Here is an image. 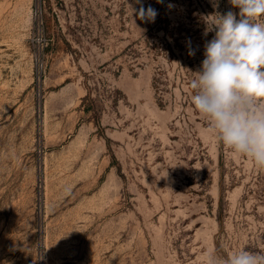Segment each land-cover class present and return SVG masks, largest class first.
<instances>
[{"label": "rangeland", "instance_id": "rangeland-1", "mask_svg": "<svg viewBox=\"0 0 264 264\" xmlns=\"http://www.w3.org/2000/svg\"><path fill=\"white\" fill-rule=\"evenodd\" d=\"M228 11L240 18L230 0H0V264L264 255V170L192 101L208 22Z\"/></svg>", "mask_w": 264, "mask_h": 264}, {"label": "clouds", "instance_id": "clouds-1", "mask_svg": "<svg viewBox=\"0 0 264 264\" xmlns=\"http://www.w3.org/2000/svg\"><path fill=\"white\" fill-rule=\"evenodd\" d=\"M230 3L239 8L240 18L228 11L208 22L205 34L215 35L205 44L201 70L191 81L192 101L218 141L264 170V22H256L264 17V0ZM157 15L151 5L138 10L145 22H154ZM204 264H264V255L243 249L226 258L210 253Z\"/></svg>", "mask_w": 264, "mask_h": 264}]
</instances>
